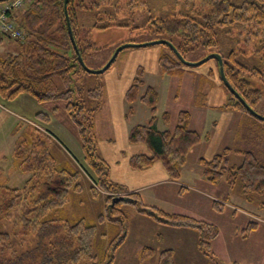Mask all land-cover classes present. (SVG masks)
Returning <instances> with one entry per match:
<instances>
[{"label": "rangeland", "instance_id": "1", "mask_svg": "<svg viewBox=\"0 0 264 264\" xmlns=\"http://www.w3.org/2000/svg\"><path fill=\"white\" fill-rule=\"evenodd\" d=\"M133 1L116 0L113 6L101 9V16L92 11L79 14L81 39L87 36L90 45L99 49L91 51L86 56L85 63L91 70L103 68L114 51L123 44L153 41L147 30L150 20L179 15L190 18L193 11H201L202 8H206L205 4L208 2V0H135L137 6L128 8L127 4L132 5ZM247 1L254 0H232L237 6H242ZM117 4L122 7L116 9ZM109 23L117 26L103 30L95 29V25L101 27ZM197 42L200 43L199 39ZM205 44L192 41L185 60L196 63L210 54L222 53L237 75H244L251 81L250 87L260 91L258 98L260 101L256 103L255 111L264 117V30L261 31L259 26L253 24L247 26L235 21L229 27L218 30L216 38ZM18 48V43L4 40L0 43V58L16 53ZM162 52L168 53L169 49L164 45L128 48L119 54L114 65L104 74L80 72L76 76L78 89L84 97L86 106L90 107V110L100 107L93 112L90 111V114L83 112V117H80L85 123L82 119L87 115L88 120L85 124L93 125L90 139L95 138L99 155L102 143H119L118 137L120 138L122 133L127 130L128 135L133 127L147 125L151 119L150 109L139 99L133 104L125 100L126 91L137 76L136 70L142 67L145 87L152 86L159 94L156 124L160 131L166 129L162 121L163 114L169 113L176 122L180 112L188 111L191 114L190 129L204 136L203 141L193 147L194 153L203 150L204 157L206 155L214 157L213 155L228 151L224 155L226 161L224 166L238 167L244 162V153L251 152L264 165V121L242 110L232 112L223 109L222 105L228 102L230 96L223 87L217 61L211 60L200 67L184 65L182 67L184 71L178 70L175 74L169 75L163 72L158 62ZM254 72H259L260 75H254ZM55 83L59 89L65 88L59 77H55ZM100 86L103 88L102 96L92 97L91 93ZM254 97L255 95L253 100H256ZM40 115L46 116L47 120L41 119ZM34 126L48 139L50 152L58 169L71 173L80 171L79 182L83 190L81 193L71 192L70 200L60 210L59 215L71 224L85 219L88 225H96L98 233L105 236H98L94 252L102 255L122 226L106 219L109 207L113 206V203L108 205L109 194L101 190L99 194L95 192L92 189L95 186L93 180L81 168V165H84L89 170L85 164L84 135L81 126L73 120L72 111L67 109L66 101H38L26 93L15 99L0 96V186L23 189L29 180L28 174L17 170L14 155L24 131ZM196 159L194 156L192 164L189 163L190 167L195 165L193 162H196ZM225 180L226 178H223L220 184L226 186ZM231 190L229 203L237 208L239 216L252 215L250 222L257 223L259 229L243 232L250 222L241 227L237 232L241 243H237L232 249H226L225 243L218 242L216 247L215 245L213 247L216 260L206 255H203L204 260H198L195 258L197 256L191 255V246L182 248L180 244L178 254L182 255V260L184 253L191 258L184 259L183 262L178 259L175 264H264V195H246L241 184ZM121 210L128 218V232L115 255L113 264H157L160 253L143 260L139 246L142 243L146 246L156 245L158 239L164 241V246L171 245L172 242H176V237L161 230L165 226L164 223L138 212L132 204L123 203ZM23 212H26L24 206L12 209L4 215L0 213V232L17 231L18 219ZM191 230L197 234L195 229ZM23 235L28 236L27 233ZM19 240H24L22 243H15L19 245L20 251L29 250L34 246L32 238L25 240L24 237H19ZM151 240L154 244L150 243Z\"/></svg>", "mask_w": 264, "mask_h": 264}, {"label": "trees", "instance_id": "2", "mask_svg": "<svg viewBox=\"0 0 264 264\" xmlns=\"http://www.w3.org/2000/svg\"><path fill=\"white\" fill-rule=\"evenodd\" d=\"M24 1L21 8L7 14L8 18L23 31L25 38L3 39V41L18 43L19 48L16 53L0 58V96L15 99L20 94L26 93L38 101L67 102V109L72 111V118L81 126L84 135L85 164L90 171L84 165H81V168L93 180L95 186L92 189L95 192L99 194L101 190L109 194L108 205H111L114 200L123 198L109 207L106 218L109 222L120 224L122 229L115 239L109 242L103 254L97 255L94 252L96 240L99 235L105 236V234H99L97 226L88 225L85 219L71 224L60 217L59 212L70 200L71 192L81 193L83 190L79 182L80 171L71 173L58 169L50 152L48 139L42 135L39 128L34 126L24 131V136L18 141L14 155L17 170L28 174L29 180L23 189L0 186L2 215L21 206H24L26 210L18 219L17 231L0 232V264H113L115 255L128 232V218L121 210L123 203L134 205L138 212L149 215L155 221L166 225L195 229L198 234V247L202 253L216 260L213 242L219 235V229L215 225L184 215L168 214L147 206L139 195L123 193L122 187L110 180L109 166L99 155L95 138L90 139L93 125L85 124L88 120L87 115L82 119L85 123L80 120L83 112L90 114V111L93 112L100 107L90 110L78 89L76 76L86 71L80 66L70 39L64 11L65 0ZM4 3H0V6ZM115 3L116 0H69L68 13L72 31L84 61L91 51H99V49L90 45L87 36L81 39L79 14L92 11L101 16L102 8L113 6ZM131 4H127V7L137 6L135 0ZM205 5L206 8H202L201 11H193V16L190 18L179 15L150 20L147 30L152 35L153 41L171 42L185 58L192 41L206 45L205 43L210 39L216 38L218 30L229 27L235 21L247 26L253 24L259 26L261 31L264 30V0L247 1L242 6L235 5L232 0H208ZM121 7L122 5L118 4L115 6L116 9ZM114 26L117 25L110 23L101 27L95 25V29L103 30ZM198 39L200 43L197 42ZM164 46L169 49V52H162L158 57L163 72L173 75L178 70L184 71L182 68L184 64L180 62L173 50L167 45ZM218 54L223 57L224 70L230 83L255 110L256 103L260 101L258 100L260 91L252 89L251 81L244 75L238 76L226 57L222 53ZM253 74L260 75L259 72ZM136 75L126 91L125 100L133 104L139 99L150 109L152 118L147 125L132 128L129 132V141L132 144H145L151 155L132 157L131 167L134 170H144L160 162L170 177L177 181L181 177V169L187 163L190 151L202 142V135L190 129L191 114L188 111L178 114L173 130L159 131L156 127L159 94L154 87H145L142 67L136 70ZM55 77L63 81L64 89L57 87ZM223 87L230 96L228 102L222 105L223 109L242 110L249 114L224 84ZM102 91L103 88L100 86L93 91L94 94L91 93V96L101 97ZM254 95L256 100H253ZM40 118L47 120L44 115H40ZM163 120L169 124L171 115L163 114ZM227 153L228 151H225L223 154L216 155L210 161L201 160L207 180L213 184H219L223 178H226L232 189L241 184L246 195H264V165L253 153L247 152L244 153L245 158L241 166L226 167L224 155ZM214 207L218 211L223 210L218 203H215ZM256 228L258 224L251 221L243 232H253ZM24 233L28 236H24ZM19 237H24L25 240L32 238L34 246L29 250L20 251L19 245L15 243L19 244L24 240H19ZM154 253V249L146 247L141 252V258L143 260L151 258ZM157 264H175L174 251H162Z\"/></svg>", "mask_w": 264, "mask_h": 264}, {"label": "crops", "instance_id": "3", "mask_svg": "<svg viewBox=\"0 0 264 264\" xmlns=\"http://www.w3.org/2000/svg\"><path fill=\"white\" fill-rule=\"evenodd\" d=\"M162 121L165 124V131L173 130L177 123L172 116L169 124H166L164 120ZM157 129L160 131L159 127ZM203 138L204 136L202 135V141ZM118 139L119 143L104 142L108 143L105 145L102 143L99 151H101L102 158L109 166L110 180L120 185L124 190L123 193L137 194L146 205L157 206V208L166 210L164 211L165 213L184 215L215 225L219 229V235L214 240L213 247L214 245L216 247V244L221 242L226 244L224 248L232 249L234 245L241 243L237 232L241 227L246 226L253 217L252 215H248L249 217L246 215L239 216L237 208L229 203L232 190L227 180H225L226 182L224 181L226 183L225 186L221 185V182L213 184L205 177V170L201 160L210 161L214 157H209V155L204 157L203 150L200 153H194V148L188 155L187 163L181 169L180 179L176 181L170 177L160 162H156L144 170H134L130 164L131 158L137 155H151L149 148L145 144L130 143L127 130ZM194 156L197 157L196 162H193L195 165L190 167L189 163L192 164L191 160H193ZM215 203L220 204L223 210H216L214 207ZM146 219L144 218V220ZM161 230L175 236L176 242L164 246V241H161V239H158L156 245L151 240L150 243L154 245L146 246L142 243L139 248L141 250L146 247L152 248L155 252L154 255L165 250H173L175 263L178 259L182 260V255L178 254L181 244L182 248L183 246H191V255L197 256L195 258L198 260H204V254L198 247V234L193 230L166 224ZM187 258H191V256H186L184 253L183 260Z\"/></svg>", "mask_w": 264, "mask_h": 264}, {"label": "water", "instance_id": "4", "mask_svg": "<svg viewBox=\"0 0 264 264\" xmlns=\"http://www.w3.org/2000/svg\"><path fill=\"white\" fill-rule=\"evenodd\" d=\"M9 0H0V3H4L7 2ZM68 2L69 0H65L64 2V11H65V16H66V21H67V27H68V31H69V35H70V39L73 45V48L76 52L77 55V59L78 62L80 64V66L87 72L90 74H94V75H100V74H104L106 71H108L112 64L116 61L117 57L119 56V54L128 48H146L149 46H153V45H167L169 46L173 52L175 53V55L178 57V59L180 60V62L182 64H184L185 66H192V67H200L204 64H206L207 62L211 61V60H216L218 63V68H219V74H220V78L223 82V84L226 86V88L230 91V93L241 103L243 104V106L246 108V110L248 111V113L253 116L256 117L257 119L264 121V117H262L261 115H259L241 96L240 94L235 90V88L232 86V84L230 83V81L227 79V76L225 74V70H224V61H223V57L218 54V53H214V54H210L207 57H205L203 60L196 62V63H191L188 62L187 60H185V58L179 53V51L177 50V48L169 41L167 40H155V41H151L148 43H143V44H134V43H127V44H123L120 47H118L113 55L111 56L110 60L107 62V64L101 68L100 70H91L90 68L87 67L84 59L82 58V55L79 51L76 39L74 37L73 31H72V26H71V21H70V17H69V13H68ZM123 198H120L118 200H114L113 204L116 201H120Z\"/></svg>", "mask_w": 264, "mask_h": 264}, {"label": "built area", "instance_id": "5", "mask_svg": "<svg viewBox=\"0 0 264 264\" xmlns=\"http://www.w3.org/2000/svg\"><path fill=\"white\" fill-rule=\"evenodd\" d=\"M24 0H10L0 6V43L4 38L24 39L23 31L13 20L8 18V12L19 9L24 5Z\"/></svg>", "mask_w": 264, "mask_h": 264}]
</instances>
